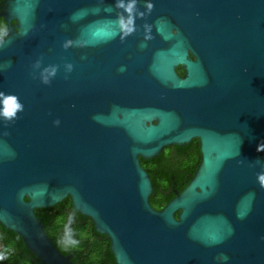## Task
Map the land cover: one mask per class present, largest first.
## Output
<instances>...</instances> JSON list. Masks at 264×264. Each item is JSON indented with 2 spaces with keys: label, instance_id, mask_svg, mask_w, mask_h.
Listing matches in <instances>:
<instances>
[{
  "label": "water",
  "instance_id": "95a60500",
  "mask_svg": "<svg viewBox=\"0 0 264 264\" xmlns=\"http://www.w3.org/2000/svg\"><path fill=\"white\" fill-rule=\"evenodd\" d=\"M7 11L18 23L0 41V108L15 96L22 109L0 116L4 227L43 264H73L36 213L70 197L117 264H264V0ZM193 139V177L156 209L141 158Z\"/></svg>",
  "mask_w": 264,
  "mask_h": 264
},
{
  "label": "trees",
  "instance_id": "16d2710c",
  "mask_svg": "<svg viewBox=\"0 0 264 264\" xmlns=\"http://www.w3.org/2000/svg\"><path fill=\"white\" fill-rule=\"evenodd\" d=\"M177 70L184 75L182 66ZM200 158L198 139L168 146L154 158H141L154 187L150 195L152 206L162 209L175 191H181L193 177ZM36 213L56 247L72 255L73 264H117L109 238L95 229L91 218L75 209L70 197L52 207L36 209ZM0 241V264H43L18 233L1 223Z\"/></svg>",
  "mask_w": 264,
  "mask_h": 264
},
{
  "label": "clouds",
  "instance_id": "9594fccd",
  "mask_svg": "<svg viewBox=\"0 0 264 264\" xmlns=\"http://www.w3.org/2000/svg\"><path fill=\"white\" fill-rule=\"evenodd\" d=\"M131 3H129L126 8L127 10H131ZM150 7V5H149ZM119 25L125 32H130L132 30L131 25H132V17L129 16L127 20L124 18H119L118 20ZM3 108H0V116H3L6 119L13 118L15 116V113L17 110L22 109V105L19 103L17 98L15 96H7L4 98L3 101ZM260 147H264V144H261Z\"/></svg>",
  "mask_w": 264,
  "mask_h": 264
},
{
  "label": "flooded vegetation",
  "instance_id": "af4514ba",
  "mask_svg": "<svg viewBox=\"0 0 264 264\" xmlns=\"http://www.w3.org/2000/svg\"><path fill=\"white\" fill-rule=\"evenodd\" d=\"M13 0H0V41H2L12 30H17L18 19L7 6Z\"/></svg>",
  "mask_w": 264,
  "mask_h": 264
},
{
  "label": "rangeland",
  "instance_id": "374dc122",
  "mask_svg": "<svg viewBox=\"0 0 264 264\" xmlns=\"http://www.w3.org/2000/svg\"><path fill=\"white\" fill-rule=\"evenodd\" d=\"M2 247V243H1V241H0V248Z\"/></svg>",
  "mask_w": 264,
  "mask_h": 264
}]
</instances>
